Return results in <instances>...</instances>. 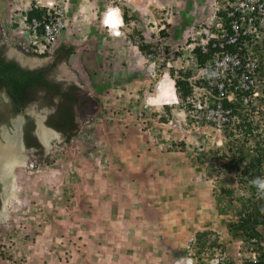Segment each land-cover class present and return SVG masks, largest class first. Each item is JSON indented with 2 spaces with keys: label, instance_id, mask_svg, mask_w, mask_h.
<instances>
[{
  "label": "rangeland",
  "instance_id": "374dc122",
  "mask_svg": "<svg viewBox=\"0 0 264 264\" xmlns=\"http://www.w3.org/2000/svg\"><path fill=\"white\" fill-rule=\"evenodd\" d=\"M62 1L66 5V25L58 40L65 43H55L60 45L45 53L46 56L36 57L22 51L18 43L0 35L9 56L16 53L27 57L23 59L26 62L34 61L23 65L41 66L57 59L53 67L55 76L65 87L76 83L79 95L86 100V105L77 104L76 131L67 139L60 136L45 144V152L49 150L45 162L31 153L13 149L11 141L18 139V130L14 129L16 132L10 136L8 125L0 122V156L8 154V160L23 159L22 165L9 173H14L11 179L15 191L7 197L6 214L0 219V264H239L244 255H249L247 249L235 241L229 245L225 231L229 218L234 219L238 208L255 197L244 193L237 184L232 187L235 203L230 204L219 195V186L230 189L229 178L239 175V172L227 175L220 167H215L219 171L208 170L213 162H227L217 159L230 146L222 141L225 132H215L202 120L190 118L184 112L182 98H177V103L168 109L147 101V97L155 95L159 81L171 78L170 75L177 77L190 68L183 42L186 36L199 41L211 17L212 0H156V9L151 14L144 10L153 0L152 3L102 0L101 7L91 9L79 4L77 11L70 7L73 0L69 5L67 0ZM33 2L0 0V27L5 26L8 8L22 12ZM115 7L125 16L113 47L119 46L116 55L124 51L122 60L114 59L112 47L105 46L98 34L101 31L96 33L97 28L102 29L99 25L104 18L105 24H113V33L119 34L117 10L103 16L106 9ZM67 47L69 55L64 57ZM153 48L167 53L165 59L161 60ZM92 50H99L98 59ZM55 54L63 57L58 60ZM261 58L264 59V52ZM190 70L195 75V70ZM3 110L0 106V112ZM33 110L32 105L24 109ZM2 128L7 129L3 130L4 137ZM259 132L264 142V131ZM180 142L184 143L183 151L179 149ZM248 143H252L250 139ZM118 151L123 154L121 158ZM244 152L247 156L254 153L247 149ZM154 153L159 156L156 161L169 164L182 160L183 154L186 160L185 170L181 171L185 184L174 187L179 192L173 198L177 213L172 215L184 222L183 227L192 238L182 249L174 247L173 252L164 250L168 247L161 239L162 234H157L153 241L148 237L150 234H145L152 228L140 227L138 219L151 213L141 211L139 198L123 191L125 182L130 188L135 186L125 177L126 168L140 164L147 154ZM114 163L120 168V176L113 172ZM179 177L180 172L177 184ZM164 208L166 213L171 210L167 204ZM203 220L207 223L203 224ZM210 222L216 225L207 229ZM257 230L264 235V225L257 226ZM160 258H168V262Z\"/></svg>",
  "mask_w": 264,
  "mask_h": 264
},
{
  "label": "built area",
  "instance_id": "2783aa9c",
  "mask_svg": "<svg viewBox=\"0 0 264 264\" xmlns=\"http://www.w3.org/2000/svg\"><path fill=\"white\" fill-rule=\"evenodd\" d=\"M31 6L41 11L39 18L27 19V9L17 12L8 8L7 35L13 39L21 34L22 41L18 43L24 44L25 52H50L65 28L66 6L62 0H35L28 9ZM188 37L183 44L190 69L195 70L191 77L205 81L206 88H194L196 99L186 97L183 109L190 118L202 120L218 133L229 132V138L243 137L242 118L256 115L264 105V0H212L211 17L199 41ZM195 50L206 56L202 64L196 62ZM153 51L165 59L167 53L155 48ZM257 185L264 188V183ZM260 244L255 238L247 239L242 245L249 255H244L239 264H264V255L258 253Z\"/></svg>",
  "mask_w": 264,
  "mask_h": 264
},
{
  "label": "trees",
  "instance_id": "16d2710c",
  "mask_svg": "<svg viewBox=\"0 0 264 264\" xmlns=\"http://www.w3.org/2000/svg\"><path fill=\"white\" fill-rule=\"evenodd\" d=\"M40 15L41 11L37 8H33L32 6L26 12L27 19L33 17L39 18ZM123 20H125V16H123ZM2 52H4V46L0 45V88L4 89L10 102L19 109H22V106L26 103H34L37 101L39 99L37 92H41L43 88L46 89V92L43 94V98L47 97V94H49L48 91H51L52 95L58 93L57 89H60L63 82H51L50 80H47L46 76V74H49L48 72H50V70L55 66L57 59L49 64L33 68L28 66L21 67L11 59L5 61L1 55ZM63 52L64 57H67V55H69L68 47ZM57 58L60 59L61 56L58 55ZM205 58L206 56L201 55L197 50H195V59L198 64H202ZM192 72L193 71L188 68L187 71H181V74L177 77H172V75H170L176 88V94L180 99L182 98V102L186 101V97H190L192 100L196 99V93L193 94L192 92L194 88H206L205 81L202 80L203 82H201L199 80L192 79ZM50 100L51 103H47L46 99L41 102L52 104L51 95ZM80 102H84V97L79 95V89L75 86V84H68L67 87L62 86L59 91V99L55 106L54 113L51 117H47L46 123L59 132L66 134L65 139H67L76 131V123L74 122L72 106L73 104L77 105ZM0 104V106H2L5 110L6 104L1 102V100ZM224 104H227V102L224 101ZM190 106L191 102H186V107L189 108ZM165 108L168 109V106H165ZM4 110L3 112H0V122L5 120V116H3ZM242 120L241 130L243 131V138L239 139L233 137L230 140H227L225 144H230L229 147L228 145L226 146L228 147V150H222L223 152L217 158L227 162H219L218 164L213 162V164L208 166V170L211 172H213L215 167L218 169L220 167L225 170L227 175H234L235 171H239V175L237 177L229 178L228 183L231 182L232 184L230 189H227L226 187L220 188V186L218 188L219 195L226 197V201L230 204H233L236 201V199L232 196V187H234V184L243 185V188L250 192V197H253L256 194V182L264 181V170L262 169L264 165V142L261 141L259 126L252 119V117L244 116ZM248 139L251 140V144L248 143ZM179 144L180 151H183L185 149L184 143L180 142ZM231 145H233L232 148ZM250 148L254 152L253 156H247L244 152L246 149L248 150ZM228 162L231 164H227ZM218 169L216 171H219ZM233 216L234 219L231 217L229 218V220H231L227 223L225 231V235L228 236V244L231 239H237L240 237L248 238L258 236V240L264 241V235L259 234L260 232L257 230V226L264 225V195H259L255 197L254 200L250 199L249 204L240 206ZM259 252L262 254V250L260 248ZM256 264H258V262Z\"/></svg>",
  "mask_w": 264,
  "mask_h": 264
},
{
  "label": "crops",
  "instance_id": "0c3cea01",
  "mask_svg": "<svg viewBox=\"0 0 264 264\" xmlns=\"http://www.w3.org/2000/svg\"><path fill=\"white\" fill-rule=\"evenodd\" d=\"M73 4L71 7L72 10L77 11L79 4L80 5H84V6H88V8L90 7L91 9H95V7H101L102 6V0H73ZM127 3H138L139 0H123ZM150 3L151 1L148 0ZM154 2L150 5V7L148 6V9L146 8V10L144 11H148V14H151L155 11V7H156V0H153ZM140 2H143L142 0ZM67 4H71L70 0H67ZM146 6V5H145ZM147 7V6H146ZM134 9V8H133ZM141 13V12H140ZM143 15L145 13H142ZM105 15V14H104ZM103 15V16H104ZM104 18H101L100 21V28L96 29V33L101 34V40H103L105 46L108 44V46L112 47V49L110 51H112V55L114 57V59L116 60H122V55L124 54V51L122 52L121 55H116L118 48L114 49V44L116 42L115 37L117 38L120 34H113L110 36H113V39L107 36V32H108V27L110 29H112L113 27L108 26L107 24H105V22L103 21ZM107 33V34H106ZM61 35V34H60ZM19 37H15L13 38V40L16 42L20 39H22V35L18 34ZM22 36V37H21ZM59 39V38H58ZM57 42L59 43H65L64 40H57ZM59 45V44H58ZM101 46V42L98 43L96 45ZM95 46V47H96ZM96 47V48H97ZM117 47V46H116ZM62 48H64L62 46ZM93 54L95 55V58L98 59V55L97 52L99 50H97L96 52L94 50ZM99 63V60H98ZM153 101L155 104L160 103V101L158 100L157 102L156 99L153 98ZM164 105V104H162ZM119 152V151H118ZM183 153V152H182ZM181 153V154H182ZM156 153L152 154H147V157L144 158V160L141 161L140 164L138 165H129L125 172L127 171V176L125 175V177H127L128 179H130L129 184L135 185L133 187H129L128 186V182H125L123 185V191H127L129 192L130 196H134L135 198H139L138 201V207L141 208V211H147L150 212L151 214L147 215L145 218L142 219H138V224L140 227H146V228H152V230H147L146 231V235L150 234L148 237L151 238V240L153 241V238L158 237L157 234H162L161 239H163L164 244L167 245L168 249H164L165 251L168 252H173L174 247L177 246V248L179 249V246L182 247L186 245V243L189 241L190 238H192L190 235L191 233L187 231V229H185L183 227V223L184 222H180L178 220L175 219L176 216H173L172 213H177L176 209H173V205L176 203V201H174V197L177 196V193L179 191L174 190V187L179 185V184H185L183 181V173L181 171H184V166L183 162H185L186 160L184 159V154L182 155L183 159L181 160H176L174 163L173 162H169L168 161H156V158L159 156L155 155ZM123 154H121V152L118 153V157L121 158ZM174 157H176V155L174 154ZM113 158L114 157H110ZM162 159V158H161ZM154 160L156 161L154 163ZM118 163V162H117ZM119 164V163H118ZM176 165V166H172V165ZM114 169L113 172L115 175L120 176V168L117 167V164L114 163ZM124 172V174H125ZM180 172V182H177L178 179L176 178L178 176ZM186 178V176H185ZM173 180V181H172ZM185 180V179H184ZM175 181V182H174ZM186 182H188L189 180L186 178L185 180ZM182 187V185H181ZM178 189L181 190L178 186ZM121 191H118V193H120ZM136 195V196H135ZM180 195V194H179ZM178 199V198H177ZM125 202H128L127 199L125 200ZM174 203V204H173ZM168 205L171 207V210L169 211V213H166L165 211H167L165 207V205ZM183 212V209L181 210ZM188 212V211H187ZM186 212V213H187ZM191 221V220H190ZM192 223V222H191ZM207 222H205V220H203V224H206ZM193 224V223H192ZM194 225V224H193ZM207 226L209 228L207 229H211L212 225H216L215 222H210ZM193 227H196L195 225ZM203 227V226H202ZM179 230V232L173 234L172 231L175 229ZM134 234V232H133ZM154 234V235H153ZM217 237V236H216ZM195 238H199L198 236H195ZM163 242H162V247H163ZM132 250L134 252H136V250H134V248H132ZM138 253V252H136ZM162 261H166L168 262V258H166V260H163L162 258H160Z\"/></svg>",
  "mask_w": 264,
  "mask_h": 264
},
{
  "label": "flooded vegetation",
  "instance_id": "af4514ba",
  "mask_svg": "<svg viewBox=\"0 0 264 264\" xmlns=\"http://www.w3.org/2000/svg\"><path fill=\"white\" fill-rule=\"evenodd\" d=\"M1 55L3 56L5 61L11 59L18 66H21L17 62V60L15 59V57L13 55L9 56L5 51L2 52ZM52 61H54V60H52ZM21 67H23V66H21ZM24 67H26V66H24ZM52 69L50 70V72H48L49 74H46L47 80H50L51 82H55V81L60 82V80L55 76L54 69L53 70ZM62 86L63 85L60 86V89H57L58 93L55 95H52L51 91H48L49 94L46 93L47 94L46 98L45 97L43 98V94H44V92H46V89L43 88L41 92H37L39 99L37 101H35L34 103L24 104L22 106V109H19L17 106H15L13 103H11L10 100L8 99V96L5 93L4 89L0 88V100H1V102H4L6 104V108H5L4 113H3V116H5V120L3 122H5V124L8 125V132H9L8 135L10 134V136H11V134H13L12 132H14L15 130H18V137L17 138L19 140L17 139L15 141H13V146H12L13 149L18 148L20 150V153H23L26 151L27 154L31 153V156H36L37 160H40L39 158H41L42 162L47 161V154L49 153L48 152L49 150L45 152L46 146L44 145V143L42 142V140L38 136V133L40 130L37 129L36 122H39V121H42V123L44 124L45 127L50 128V129H52L58 133V137L57 138L52 137V139H51L52 141L58 140V138L60 136L64 137L63 140L65 139L66 134L59 132L58 130H56L55 128H53L52 126H50L46 123L47 117H49V116L51 117V115L54 113L55 106H56L57 101L59 99V91L61 90ZM50 95L52 96V104H46L44 102L43 103L41 102L42 100L45 101V99H46L47 103H51ZM85 101L81 102V103L86 105ZM39 102H41V103H39ZM29 105H32L34 107V110L31 112L24 111V109L28 108ZM72 110L74 113V122L76 123V126H77V120H76L75 116H76V113L78 110H77L76 104H73ZM41 137H42V135H41ZM48 142H50V141H48ZM21 143H22V145H21ZM25 161L26 162L28 161V157H26V156H25ZM29 165L33 166L31 164H29ZM7 168H8V166L4 167L2 169L0 167V209L2 207L1 205H3L2 202H3V198H4L5 187H6V185L9 184V177H10L9 175H7V177H6L7 179L3 178V176L1 175V171L5 174L6 173L8 174V172H6ZM12 170H13V168H12ZM11 198L12 197H9V199H11Z\"/></svg>",
  "mask_w": 264,
  "mask_h": 264
},
{
  "label": "bare ground",
  "instance_id": "6f19581e",
  "mask_svg": "<svg viewBox=\"0 0 264 264\" xmlns=\"http://www.w3.org/2000/svg\"><path fill=\"white\" fill-rule=\"evenodd\" d=\"M115 10L116 9H114L113 11L115 12ZM118 20L120 22V19H118ZM112 25L113 24H108V26H110V27H112ZM119 25H120V23H119ZM153 98L156 99L155 102H157L159 100L160 103H157V104H161V105L162 104L168 105V104H172L175 101H177V97H176V94H175V91H174V87H173V81H172L171 78H168V79L163 80V81H159L155 85V95L147 97V101H148L149 104H155L154 101H153ZM40 130L41 131L38 133V136L40 137V139L42 140L44 145L45 144L48 145V141L51 140V137L55 136L56 134H58L56 131H54V130H52L50 128H47L45 126L44 127L40 126ZM41 135H42V137H41ZM57 137H55V138H57ZM11 142L13 143V141H11ZM8 158H9L8 154L4 155V157L0 156V167H1V169L8 166L7 171H6V172H8V174L7 173L5 174V173H3L1 171V175L3 176V178H6L7 175L10 176L9 177V184L6 185V187H5L4 198H3V205L4 206L2 205V207H1V209L2 208L3 209H2V211H0V219H2L4 217V215L6 214L5 213V203L7 202V199H8L7 197L8 196H12L13 192L15 191V189L13 187V183H12L13 179H11V177H12V175L14 173H12V174H9V173H10V171H12L13 167L21 166L22 163H23V159H20V158L17 159L18 157L17 158L16 157H12L9 160H8ZM25 164H26V162H25Z\"/></svg>",
  "mask_w": 264,
  "mask_h": 264
},
{
  "label": "clouds",
  "instance_id": "9594fccd",
  "mask_svg": "<svg viewBox=\"0 0 264 264\" xmlns=\"http://www.w3.org/2000/svg\"><path fill=\"white\" fill-rule=\"evenodd\" d=\"M121 1H123V0H121ZM127 3V2H126ZM66 6V5H65ZM114 9H116L117 10V13H118V11H119V8L118 7H115ZM114 9H112V10H110L109 8L108 9H106L105 10V12L103 13V15L105 14V15H109ZM8 10V9H7ZM29 9H27L25 12H27ZM119 14V13H118ZM119 18H120V25L119 26H117L116 28H118L116 31H118L119 32V34H120V28H121V26H122V21H123V17L119 14ZM7 21V17H6V19H5V22ZM115 23V22H114ZM6 30H7V23H5V26L3 27V28H1L0 27V35H2V37H3V39H7V40H12L14 43H20L22 40L19 38V40L18 41H14L13 39H11V38H9L8 37V35H7V32H6ZM63 31V30H62ZM62 31L60 32V34L62 33ZM111 32V31H113V30H111L109 27H108V32ZM107 32V33H108ZM60 34L58 35V37H57V39L55 40V42H54V44H53V47H52V49H54V48H56V47H58V46H55V43H57V40H58V38H59V36H60ZM115 35H117V32H116V34ZM18 43V45L21 47H18V48H20L22 51H24V48L22 47L24 44H19ZM3 44V42H0V45H2ZM3 46V45H2ZM137 48H138V46H137ZM11 49V48H10ZM13 49V48H12ZM52 49H51V51H52ZM51 51L50 52H45V53H51ZM30 53V52H29ZM45 53H43V54H35V53H30V54H33V55H35L36 57H44V56H46L45 55ZM57 53V52H56ZM55 55H59V54H55ZM60 56V55H59ZM25 58H27V57H25ZM28 58H30V57H28ZM62 58V57H61ZM61 58L60 59H58V60H61ZM37 59V58H36ZM36 67V66H35ZM61 67H62V64H61ZM173 81V80H172ZM73 84H75L76 85V83H73ZM77 86V85H76ZM173 87H174V91L176 90V88H175V86H174V83H173ZM175 94H176V91H175ZM176 97L177 98H179L178 96H177V94H176ZM175 103H177V101H175L174 103H172V104H168V105H166V104H164V105H161L162 106V108L163 107H165V106H171V105H173V104H175ZM169 111H170V109H169ZM184 112H186V109H184ZM186 114H188L187 112H186ZM249 117H252V119L258 124V126H259V131H264V105H263V107H262V109H259L258 111H257V114L255 115V114H251V115H249ZM263 118V119H262ZM2 123V122H1ZM203 124L204 125H209V124H206V123H204L203 122ZM40 126H42V127H44V124L42 123V124H39ZM40 126L38 127V126H36L37 127V129L38 130H40ZM209 126H211V125H209ZM3 130L4 131H6L7 132V130L5 129V128H2L1 129V137H2V133H3ZM216 132V131H215ZM7 134H8V132H7ZM223 135V139H222V141L225 143L227 140H230L231 138H227V135L224 133V134H222ZM243 137H239V139H242ZM2 139V138H1ZM19 140V139H18ZM1 141V140H0ZM52 140H50V142H51ZM50 142H48V143H50ZM20 143V142H19ZM21 145H22V143H21ZM247 151H250V153H251V151H253L251 148L250 149H248ZM253 154L254 153H252V154H250V155H252L253 156ZM17 167H19V166H15V168H17ZM14 168V167H13ZM241 169V168H240ZM14 170V169H13ZM236 173L237 172H239V171H235ZM264 183V181H257L256 182V186H255V188H256V194L254 195V197H257V196H259V195H264V188H259L258 187V183ZM219 186V185H218ZM240 186H242L243 187V185H240ZM234 190H235V188H234ZM243 191H244V193H248V195L250 196V192L249 191H246L244 188H243ZM234 193V191L232 192V194ZM241 199V198H240ZM246 200V199H245ZM238 202H239V200H238ZM3 203V202H2ZM243 205H245V204H243ZM242 205V206H243ZM2 206V205H1ZM240 208V207H239ZM238 208V209H239ZM261 226V225H260ZM249 238H255V239H259V237L258 236H252V237H248V238H246V237H240V238H237V239H231V241H230V243H229V245H231L232 243V241H235L237 244H240V242H241V245L244 243V242H246V240L247 239H249ZM261 244L258 246V248H260L261 250H262V254H260V252H258L259 253V256L260 255H264V241L263 240H258ZM243 246V245H242ZM243 249H244V246H243ZM259 250V249H258ZM190 258H188V260H189ZM259 259V258H258ZM220 263H222V262H220ZM257 263V262H256ZM256 263H253V264H256ZM243 264H251V263H249V262H244ZM259 264V263H258Z\"/></svg>",
  "mask_w": 264,
  "mask_h": 264
},
{
  "label": "water",
  "instance_id": "95a60500",
  "mask_svg": "<svg viewBox=\"0 0 264 264\" xmlns=\"http://www.w3.org/2000/svg\"><path fill=\"white\" fill-rule=\"evenodd\" d=\"M110 34H116V32H114L113 33V31H109L108 32V35H110ZM13 56L15 57V59L17 60V62L21 65V66H28V67H30V68H33V67H35V66H31V65H23V63H34V61H32V62H26V61H24L23 59H25V57L23 56V55H19V54H16V53H14L13 54ZM38 119V118H37ZM39 120V119H38ZM42 123V121H39V122H36V126H40L39 124H41ZM2 135H3V137L5 136V133L3 132L2 133ZM2 144H0V146H1Z\"/></svg>",
  "mask_w": 264,
  "mask_h": 264
}]
</instances>
